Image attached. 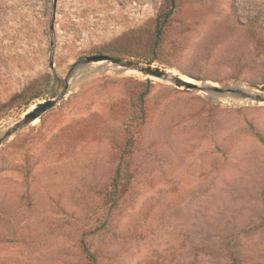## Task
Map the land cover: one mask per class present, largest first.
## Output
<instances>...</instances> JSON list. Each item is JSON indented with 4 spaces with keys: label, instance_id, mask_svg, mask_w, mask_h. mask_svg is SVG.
<instances>
[{
    "label": "rangeland",
    "instance_id": "obj_1",
    "mask_svg": "<svg viewBox=\"0 0 264 264\" xmlns=\"http://www.w3.org/2000/svg\"><path fill=\"white\" fill-rule=\"evenodd\" d=\"M169 7L0 0V133L67 87L0 144V264H264V0H175L157 41Z\"/></svg>",
    "mask_w": 264,
    "mask_h": 264
},
{
    "label": "water",
    "instance_id": "obj_2",
    "mask_svg": "<svg viewBox=\"0 0 264 264\" xmlns=\"http://www.w3.org/2000/svg\"><path fill=\"white\" fill-rule=\"evenodd\" d=\"M96 61H109L114 66L119 67L123 70H133L144 76L159 78L164 81L172 83L176 87H181L187 90L201 91L205 93H211L220 96H230L235 97L237 95H243V92L237 86H216L210 84H196L193 82L186 81L180 76L168 73L160 68L153 67L149 64H142L132 60H123L119 58H114L108 55H92L85 58V62H96ZM257 90L264 92V86L256 87ZM67 87L65 86L60 95L55 99H50L45 102L38 103L34 108L26 113L21 119L15 122L11 127L6 129L4 132L0 133V144L9 138L12 134L22 129L23 127L29 125L34 120H36L41 114H43L48 109L52 108L59 100H61L66 94ZM250 99L257 102H264V95H249Z\"/></svg>",
    "mask_w": 264,
    "mask_h": 264
},
{
    "label": "trees",
    "instance_id": "obj_3",
    "mask_svg": "<svg viewBox=\"0 0 264 264\" xmlns=\"http://www.w3.org/2000/svg\"><path fill=\"white\" fill-rule=\"evenodd\" d=\"M174 4H175V0H170L169 9H167L163 13L158 14V16L156 17V40L157 41L159 40V38L161 37V34L163 33V29L167 23L168 17L172 14ZM145 94L146 92H143L139 97L141 103L143 101V97L145 96Z\"/></svg>",
    "mask_w": 264,
    "mask_h": 264
},
{
    "label": "bare ground",
    "instance_id": "obj_4",
    "mask_svg": "<svg viewBox=\"0 0 264 264\" xmlns=\"http://www.w3.org/2000/svg\"><path fill=\"white\" fill-rule=\"evenodd\" d=\"M182 79H183V78H182ZM184 80L191 82V80H187V78H186V79H184Z\"/></svg>",
    "mask_w": 264,
    "mask_h": 264
}]
</instances>
